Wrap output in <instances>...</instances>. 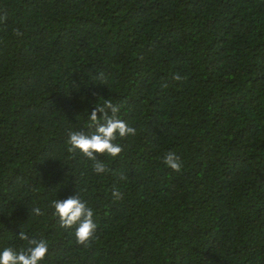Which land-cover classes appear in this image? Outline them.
Returning a JSON list of instances; mask_svg holds the SVG:
<instances>
[{"label": "trees", "instance_id": "obj_1", "mask_svg": "<svg viewBox=\"0 0 264 264\" xmlns=\"http://www.w3.org/2000/svg\"><path fill=\"white\" fill-rule=\"evenodd\" d=\"M0 17V251L24 232L48 242L40 264H264V0H0ZM105 99L136 135L97 174L66 140ZM76 194L88 248L52 216Z\"/></svg>", "mask_w": 264, "mask_h": 264}, {"label": "clouds", "instance_id": "obj_2", "mask_svg": "<svg viewBox=\"0 0 264 264\" xmlns=\"http://www.w3.org/2000/svg\"><path fill=\"white\" fill-rule=\"evenodd\" d=\"M6 17H0V21ZM16 35H22L18 30H14ZM98 78H103V73L98 74ZM173 80L179 81L182 78L178 74H173ZM168 87L167 82L161 85ZM121 105L114 104L111 100L105 99L101 105L94 107L89 115L90 133L83 131H69L66 144L67 152L75 154L79 152L86 159L93 161V170L97 174L109 172L106 164L97 157L107 155L115 158L122 151L123 147L116 143L117 138H125L129 135L135 136L136 129L118 117ZM99 114V115H98ZM162 162L175 173H180L183 162L174 152L169 151L162 157ZM121 180H126L123 175ZM114 201L123 199V193L118 189L112 190ZM53 209L52 216L57 218L59 226L63 229H72V235L78 246L88 248L96 239L97 224L93 219L94 209L88 202L82 200L78 194L69 196L64 200H53L50 204ZM35 216H42L44 213L39 207L32 209ZM22 241H27V246L19 252L11 247H6L0 251V264H40L48 252L47 240L29 239L26 233L20 232L18 235Z\"/></svg>", "mask_w": 264, "mask_h": 264}]
</instances>
